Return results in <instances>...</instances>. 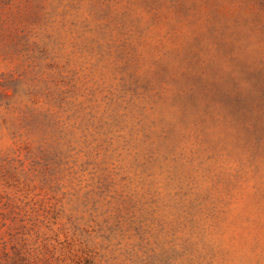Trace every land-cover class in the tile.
Listing matches in <instances>:
<instances>
[{
    "label": "clouds",
    "instance_id": "obj_1",
    "mask_svg": "<svg viewBox=\"0 0 264 264\" xmlns=\"http://www.w3.org/2000/svg\"><path fill=\"white\" fill-rule=\"evenodd\" d=\"M88 8L72 13L67 3L43 0L28 28L29 51L0 57V71L21 82L15 96L4 90L10 102L0 101L7 121L0 153L23 160L25 172L31 163L25 145L62 154L53 180L68 194L65 213L85 219L91 213L118 225L110 241L96 234L88 239L99 254L96 264H264V140L249 134L264 122V85L256 79L264 68V40L238 39L246 29L232 19L252 10L225 5V19L208 38L207 8L192 24L167 8L113 4V17L127 9L139 28L159 17L139 53L114 68L110 57L94 66L97 57L77 50L95 33L77 40L65 27L74 15L91 21ZM194 37L204 43L191 45ZM219 42L232 50L218 48ZM240 177L254 185L246 189L251 211L243 220L235 218L232 203ZM105 182L110 190L98 195ZM85 192L91 193L87 210L70 213ZM62 226L71 237L64 216L51 232L41 227L39 240L27 237L33 259L44 255V237Z\"/></svg>",
    "mask_w": 264,
    "mask_h": 264
},
{
    "label": "rangeland",
    "instance_id": "obj_2",
    "mask_svg": "<svg viewBox=\"0 0 264 264\" xmlns=\"http://www.w3.org/2000/svg\"><path fill=\"white\" fill-rule=\"evenodd\" d=\"M58 2L67 3L72 13L78 12L85 4L89 5L91 21L80 20L74 15L65 27L69 35L76 33L77 40L95 33L91 39L81 42L77 47L81 56L87 54L89 57H97V65L94 66H98L105 57H110L114 68L122 67L121 61L137 55L140 47L145 43L144 36L159 24V17L154 15L151 23L139 28V20L133 19L127 9L118 17H113L111 15L113 4L136 6L153 12L167 8L178 20L189 21L192 24L196 22V15L200 9L207 8L210 14L209 23L213 25L209 33L204 34L208 38H212L215 25L225 19L221 9L225 5H240L241 10L251 9L252 14L244 18L237 13L232 18L234 25L240 27L243 22V27L246 29L244 32H237V38L248 40L250 35H255L257 39L264 40V0H58ZM42 3L43 0H0V57L29 51L28 28L37 21ZM224 27L226 29L227 25ZM134 38L135 42H133ZM189 43L199 47L204 40L202 37H194ZM218 48L225 51L232 50L223 42L218 43ZM41 51L43 53L45 50ZM256 79L264 85V68L259 70ZM20 83L11 73L0 71V101L5 104L10 102L12 97H8L4 90L11 89L15 96ZM101 99L103 101L104 98ZM5 123L7 121L0 115V127ZM29 123L35 124L36 119L33 118ZM249 134L255 137L257 142L264 140V122L257 123ZM23 151L24 159L31 161L28 172L23 171V160L15 157L9 159L0 153V264H96V256L99 254L94 252L92 247L87 246L88 239L96 234L101 239L110 241L118 225L109 226L106 219L102 223L98 222L91 213H88L87 219L84 215L66 214L63 200L68 194L62 192L61 186L53 180L57 168L65 162L62 154L40 146L33 150L28 145L24 146ZM29 172L32 173L31 176ZM36 181L39 183H35ZM85 187L89 186L85 185ZM251 187L254 185L250 179L240 177L233 190L232 203L236 219L243 220L251 211L246 191ZM5 189L13 195L5 192ZM109 190L110 185L107 182L98 184L97 194L102 196ZM33 192L36 195L29 199V195ZM189 194V192L184 193L185 196ZM90 195V192H85L83 201L73 206L70 213L79 211L81 207L87 210ZM96 203L95 200L91 201L93 211ZM192 203L190 201V204ZM61 216H64L67 224L71 226L72 236L67 235L63 226L60 233L45 236L42 244L44 255L39 260L33 259L27 237L34 235L39 240L40 228H46L51 232V225H54ZM81 224L84 226L81 227ZM133 230L137 235L140 234L139 227ZM61 234L64 235L63 241L60 240ZM77 235L82 238L80 241H77ZM50 241H55L51 247H49ZM78 243L80 247H77ZM58 251L60 255H57ZM255 264H260V261L256 260Z\"/></svg>",
    "mask_w": 264,
    "mask_h": 264
}]
</instances>
